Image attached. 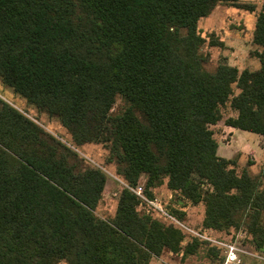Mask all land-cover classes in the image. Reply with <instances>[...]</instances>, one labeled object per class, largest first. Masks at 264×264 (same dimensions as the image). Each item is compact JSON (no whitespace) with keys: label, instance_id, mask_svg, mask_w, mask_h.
Returning a JSON list of instances; mask_svg holds the SVG:
<instances>
[{"label":"trees","instance_id":"16d2710c","mask_svg":"<svg viewBox=\"0 0 264 264\" xmlns=\"http://www.w3.org/2000/svg\"><path fill=\"white\" fill-rule=\"evenodd\" d=\"M237 1L0 0L3 83L71 135L61 140L0 97V264H146L183 249L184 233L195 239L186 253L205 242L126 187L115 217L99 216L107 174L75 150L88 142L107 147L126 183L144 174L148 196L168 177L170 189L204 201L207 227L264 209L249 172L218 155L211 128L225 119L264 137V0L259 69L207 71L198 30L219 3ZM117 96L127 107L114 114ZM228 104L236 117L223 115ZM252 243L264 247L263 231Z\"/></svg>","mask_w":264,"mask_h":264},{"label":"rangeland","instance_id":"374dc122","mask_svg":"<svg viewBox=\"0 0 264 264\" xmlns=\"http://www.w3.org/2000/svg\"><path fill=\"white\" fill-rule=\"evenodd\" d=\"M263 0H238L237 2L219 3L210 15L203 17L198 22V30L205 39L203 52L207 53L208 61L204 68L209 71H215L218 64L227 62L239 67L240 71L244 68L251 70L260 68V61L257 57L259 47L253 42L254 31L256 28L257 16L261 10ZM216 42L217 44H212ZM238 91V90H237ZM236 91V92H237ZM0 97L10 102L19 110H22L29 117L44 126L51 133L66 141L71 139L68 130L61 122L47 113L39 111L36 106L30 104L25 97L16 92L13 88L4 84L0 77ZM127 107V103L122 96H117L112 107L114 114L121 113ZM225 117L234 114L233 109L228 105L221 108ZM223 122L215 130L214 137L228 150L223 155L234 156L236 160L235 168L239 174L243 171L249 172L256 186L255 191L264 198V170L263 157H261L264 147V138L254 132L240 131L235 134L239 137L240 133L250 138H239V147L233 152L235 147V138L229 130H224ZM258 137H260L258 139ZM251 144L252 148L249 147ZM254 146V149H253ZM253 149V150H252ZM75 150L89 162L91 165L101 166L107 174V182L104 187L102 198L96 208L99 216L106 220H112L118 208V202L125 180L117 173L116 165L109 161V150L102 143L88 142L75 147ZM137 183H142L147 188V177L142 174ZM205 190L211 188L208 185L203 186ZM155 196L159 197L164 206L175 211L189 227L199 231L201 234L215 237L218 239L234 240L238 234H241L244 245L251 247L254 251H264V247H258L254 241L264 233V209L257 213L256 211L245 212L240 218V214L235 215V224L223 225L222 227H207L204 224L206 217V203L200 201L194 203L183 196L180 191L172 190L168 187V177L164 178L156 186L150 187ZM141 214L145 212L144 208L139 210ZM256 231V233H255ZM183 249L178 252L164 249L161 253L153 255L146 264H219V249L212 245L208 240L202 239L193 252L184 251L187 245H192L195 239L189 234H183ZM59 264H68L67 261H60Z\"/></svg>","mask_w":264,"mask_h":264},{"label":"built area","instance_id":"2783aa9c","mask_svg":"<svg viewBox=\"0 0 264 264\" xmlns=\"http://www.w3.org/2000/svg\"><path fill=\"white\" fill-rule=\"evenodd\" d=\"M124 187L138 196L143 202L153 207V209L159 214L164 216L169 221L175 223L186 232L201 239L208 240L212 245L220 248L222 257L220 264H264V251H254L251 247L244 245L242 242L244 237H242L241 234H238L234 240L218 239L201 234L199 231L189 227L172 213H170L165 208L164 203L159 197L148 196L145 186L142 183L131 185L125 182Z\"/></svg>","mask_w":264,"mask_h":264},{"label":"crops","instance_id":"0c3cea01","mask_svg":"<svg viewBox=\"0 0 264 264\" xmlns=\"http://www.w3.org/2000/svg\"><path fill=\"white\" fill-rule=\"evenodd\" d=\"M235 66V65H234ZM239 68V67H238ZM254 70H256V69H254ZM234 111V114L232 115H230V116H233V117H236L237 116V111H235V110H233ZM228 117V116H227ZM226 118V117H225ZM223 122V125H224V127H225V129L224 130H229V133H232L233 135H234V138H235V143H233V144H235V147H234V149H236V150H233V152H235V151H237L238 153H240L238 150H240V149H238V147H239V138H246V139H248V140H250V138H248L247 136H245V135H243V134H241L240 133V135H239V137L238 136H236L235 134H238L240 131H246V130H242V129H239V128H235V127H233V126H231V125H228V124H226L225 123V119L224 120H222V121H220V122H218L217 124H215V125H212L211 126V128L214 130V128H216L218 125H220L221 123ZM247 132H250V131H247ZM258 134V133H257ZM214 135H215V130H214ZM258 135H260V134H258ZM261 137H263L262 135H260ZM260 137H258V139H259ZM264 138V137H263ZM217 140V139H216ZM217 142H218V155H220L221 157H225V158H234V156L236 155H233V156H225V155H223L224 153H221V152H226L228 149L226 148V147H224V146H222V144L217 140ZM250 142H251V140H250ZM252 143V142H251ZM249 147H251L252 148V146H251V144H249ZM253 149H254V146H253ZM252 149V150H253ZM261 157H263L262 159H263V163H264V147H263V149H262V153H261Z\"/></svg>","mask_w":264,"mask_h":264}]
</instances>
